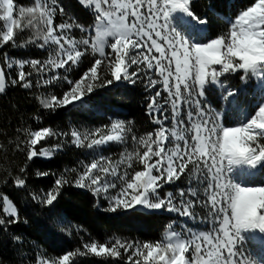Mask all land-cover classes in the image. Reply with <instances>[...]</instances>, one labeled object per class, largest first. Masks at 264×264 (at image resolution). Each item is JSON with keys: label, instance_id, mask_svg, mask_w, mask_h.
<instances>
[{"label": "snow or ice", "instance_id": "6c2138e0", "mask_svg": "<svg viewBox=\"0 0 264 264\" xmlns=\"http://www.w3.org/2000/svg\"><path fill=\"white\" fill-rule=\"evenodd\" d=\"M91 10L94 7V24L91 26L55 23L58 0H34V7H21L20 19L14 18L13 0H0V46L15 44L14 29L24 31L32 28L35 38L29 42L44 49L55 45L46 60H15L4 53V62L9 70L18 67L12 85L24 88L33 86L29 79L32 72L25 70L30 65L36 72L37 85H49L63 79L69 90L62 98L52 94L40 100L43 108L67 107L80 104L85 96L98 87H107L115 82L135 84L146 77V89L153 94L146 105V115L158 125L153 131L137 136L126 122L114 119L111 130L105 134L99 128L90 138L73 130L72 143L76 147L92 150L91 162H81L83 171L75 179V185L90 189L96 196L104 193L108 210L165 209L194 224L205 225L196 229L182 225L174 228L175 221L168 225L169 231L155 242L122 241L85 243V252L79 249L68 251L51 260L42 258L39 264H75L77 255L93 254L96 257L120 258L121 250L127 256L126 264H256L246 257L242 233L258 230L264 234V202L256 205L251 215L241 217L236 212L237 193L245 191L264 192V186H241L232 182L229 173L233 166L246 164L255 167L264 161V102L259 103L254 114L247 120L239 119L237 126H226L225 104L233 111H242L240 97L246 93L247 84L256 80L264 89V0H254L251 6L240 11L234 18H226L228 28L206 43H195L173 27L170 16L179 12L196 25L205 27L207 20L195 15L190 0H80ZM61 13L63 9L60 8ZM74 27L86 36L76 39L71 35ZM251 41L253 49L249 56L241 54L243 38ZM27 46V44L23 45ZM89 49L94 62L79 79L67 75L61 77L57 70L68 73L87 56ZM135 66V70H130ZM107 68L110 78L104 76ZM55 73V75H51ZM152 73L157 78H154ZM240 73V83L226 84L222 78ZM8 75L0 68V92L6 88ZM159 85V87H158ZM216 86L220 107L207 104V86ZM166 94V95H165ZM40 119V117H37ZM111 119V118H110ZM171 121L169 127L165 122ZM131 124V121L127 122ZM243 131L247 137L246 151L240 158H233L221 151L228 131ZM24 131H29L25 129ZM125 131L131 132L135 150L125 151L118 160L105 156L100 146L109 142L127 144ZM49 127L31 130L27 138V159L38 156L37 144L52 136ZM87 142V143H86ZM57 147V150H59ZM18 150H23L17 145ZM40 155L49 156L48 152ZM136 165L141 166L140 169ZM121 166L123 171L121 172ZM23 171V169H21ZM77 172V169H72ZM187 176V187L175 193L162 190ZM108 177H112L111 180ZM64 179L55 180V189L41 198L40 202L52 206L57 200ZM17 187L25 180L17 178ZM118 189L109 197V191ZM203 197V198H202ZM33 199H37L33 194ZM3 214L0 230L19 222L17 207L6 195L3 197ZM206 211L202 215L197 208Z\"/></svg>", "mask_w": 264, "mask_h": 264}, {"label": "trees", "instance_id": "16d2710c", "mask_svg": "<svg viewBox=\"0 0 264 264\" xmlns=\"http://www.w3.org/2000/svg\"><path fill=\"white\" fill-rule=\"evenodd\" d=\"M254 0H194L190 4L195 15L207 20L202 43L215 38L227 25L219 16H227L234 20L235 16ZM34 0H13L14 18L20 19L21 7H34ZM60 8L63 9L61 13ZM2 14V13H0ZM94 12L84 8L77 0H58L55 23L62 22L73 25L91 26L94 24ZM5 22L0 21V29ZM15 44L9 42L0 46V68H3L8 79L6 88L0 93V218L9 219L3 214V197L6 195L17 207L19 222L0 230V264H39L42 258L51 260L68 251L79 249L85 252V243L122 241L155 242L160 240L168 225L175 217L164 209L162 211H144L139 208L129 210L108 211L105 204L98 207L94 196L89 191H82L75 185V179L83 171L81 162H89L87 147H76L72 143V131H78L83 137L99 128L108 133L111 120L121 119L126 127L132 128L137 136L153 131L158 125L146 115V105L152 94L142 81L130 85L128 82H115L107 87H98L93 93L85 96L83 107L79 105L43 108L41 99L50 98L55 94L62 98L63 92L69 86L63 79L53 81L49 85H37L38 76L30 65L25 70L32 72L29 78L33 82L30 88L20 84L12 85L11 77H16L18 67L9 70L4 62V53L15 60H46L49 52L55 51V45L40 48L30 43L35 38L32 28L24 31L14 29ZM71 35L80 39L87 31L81 32L74 27ZM27 44V46H23ZM94 62L89 49L78 66H74L67 74L63 69L57 70L61 77L67 75L70 79H79L83 72ZM104 76L110 78L107 68L103 69ZM55 75V73H51ZM237 76H240L237 75ZM210 101L215 98L206 91ZM257 105H252L255 112ZM219 108V107H217ZM249 109V105L247 107ZM228 112V111H227ZM40 117V119H37ZM111 118V119H110ZM224 117L227 125L229 120ZM131 121V124L127 122ZM49 127L53 135L40 141L37 152L42 150H59L49 159H27L26 143L31 130ZM25 129L29 131H24ZM131 135L132 133L129 132ZM87 143V142H86ZM20 144L23 150H18ZM23 169V171H21ZM72 169H77L73 172ZM264 176V168L261 171ZM25 180L23 187H17L15 180ZM64 179L57 194L58 198L52 206L40 202L46 198L50 190L55 189V180ZM172 188L165 187V190ZM33 194L37 199H33ZM174 226V225H173ZM175 228V226H174ZM248 247L259 255V261L264 264V251L260 252L252 242L247 241ZM246 253V251H245ZM75 264H126L127 256L121 250L120 258L96 257L93 254L77 255Z\"/></svg>", "mask_w": 264, "mask_h": 264}, {"label": "rangeland", "instance_id": "374dc122", "mask_svg": "<svg viewBox=\"0 0 264 264\" xmlns=\"http://www.w3.org/2000/svg\"><path fill=\"white\" fill-rule=\"evenodd\" d=\"M80 5L81 2L80 0H77ZM194 0H190V4ZM83 6V5H82ZM84 8H87L83 6ZM92 12H94V7L91 9ZM170 19L172 20L173 27H175L178 31H180L183 35H185L186 38L189 40L195 42V43H202L199 40V36L203 35L205 32L206 26H198L195 24V22L190 21V19H186L183 17V15L179 12L172 13L170 16ZM225 24V23H224ZM203 37V36H202ZM130 70H135V66H133L132 69ZM240 73L234 75V76H228L226 78H222L226 84H233L236 85L240 83L239 81V75ZM154 78H157L154 73H152ZM241 75V74H240ZM137 81H142L145 86L148 83L146 77L141 75V78ZM132 85L131 83H129ZM159 87V85H158ZM207 90H209V94H211L214 98L215 101L212 102L210 101L209 97L207 94H205V100L207 104L211 105L213 108L218 109L217 107H220V100L218 99L219 96V91L216 86L209 85L207 86ZM149 91V90H148ZM246 94L242 95L240 97V102L243 105L242 111H233L232 109L227 107V104H225V109H226V116L227 120H229V123L226 126H237V123L239 119L247 120L250 118L254 112H252V105H257L259 106V103L264 102V89H262L259 86V82L256 80H252L247 84L246 89L243 90ZM151 94H153L151 91H149ZM1 93V92H0ZM166 95V94H165ZM80 104H76L75 107H78ZM249 105V109L247 108ZM228 111V112H227ZM112 123V120H111ZM169 127L171 126V121H166L165 122ZM111 130V125L109 128V131ZM108 131V132H109ZM124 135L128 138L127 144H120L117 142H109L106 145L100 146V151L103 153L105 156L111 155L114 160H118L120 158V154L125 151V148H127L129 151L135 150V146L131 142V134L128 131H125ZM48 152L51 155L49 156H44L40 155L42 152ZM57 152L56 149L53 150H42L41 152L38 153L37 158L42 159V160H49L55 153ZM95 153L92 150H87V157L89 159V163L91 162V156L94 155ZM123 167L121 166L120 171H123ZM141 166L136 165L137 169H140ZM264 168V161L259 162L255 167L248 166L246 164H241L237 166H233V170L231 173H229V177L232 180V182L239 184L241 186H264V176L261 175V171ZM109 180L112 179V177H108ZM187 176L182 177L180 180L176 181L175 184L173 185H166L165 187H170L172 189L170 190H165V188L162 190L163 193H167L168 191H173L174 193L179 189V188H186L187 187ZM78 189L82 191H89L91 194L94 196L98 207L101 206L102 204H105V206L108 209V201L107 199L104 198V193L101 192L100 196H96L90 189L87 188H80ZM118 191V189L115 190H110L109 191V197L111 195H114L115 192ZM203 198V197H202ZM137 208L142 209L144 211H162L163 209L160 210H152V209H147L143 206H138ZM165 210V209H164ZM109 211V210H108ZM167 211V210H165ZM197 211H199L202 215H206V211L202 208H197ZM111 212V211H110ZM169 214L175 217V229L179 230L182 225H187L189 227H193L196 229H202L205 227L203 224H194L190 219L187 217H181L176 213H171L167 211ZM169 231V228L165 231L164 235H166ZM242 235L245 237L244 240V247L246 250V257H251L256 264H263L262 262L259 261V255L256 254L255 251L251 250L248 247L247 241L252 242L260 252L264 251V234L260 233L258 230H252L251 232H245L242 233Z\"/></svg>", "mask_w": 264, "mask_h": 264}, {"label": "clouds", "instance_id": "9594fccd", "mask_svg": "<svg viewBox=\"0 0 264 264\" xmlns=\"http://www.w3.org/2000/svg\"><path fill=\"white\" fill-rule=\"evenodd\" d=\"M251 41L248 38H243L241 41L240 51L244 56H249L252 52H260L259 49H253ZM264 54V53H261ZM247 137L243 131L230 130L227 132L224 142L221 145V151L233 158H240L246 151ZM261 202H264V192L245 191L237 193L235 200L236 212L244 218L251 215L254 207Z\"/></svg>", "mask_w": 264, "mask_h": 264}]
</instances>
